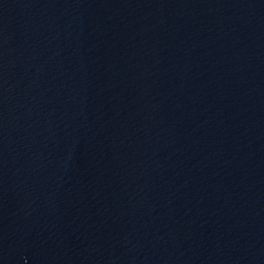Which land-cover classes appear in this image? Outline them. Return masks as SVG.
Masks as SVG:
<instances>
[{"label": "water", "instance_id": "water-1", "mask_svg": "<svg viewBox=\"0 0 264 264\" xmlns=\"http://www.w3.org/2000/svg\"><path fill=\"white\" fill-rule=\"evenodd\" d=\"M0 264H264V0H0Z\"/></svg>", "mask_w": 264, "mask_h": 264}]
</instances>
